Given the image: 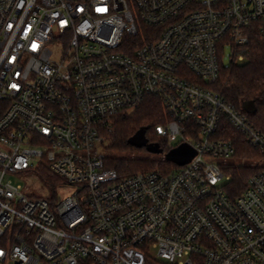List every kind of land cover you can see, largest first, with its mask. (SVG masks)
<instances>
[{
	"label": "built area",
	"instance_id": "1",
	"mask_svg": "<svg viewBox=\"0 0 264 264\" xmlns=\"http://www.w3.org/2000/svg\"><path fill=\"white\" fill-rule=\"evenodd\" d=\"M253 24L264 36V0H0V264H264V165L232 197L217 161L236 152L223 118L262 161L264 133L211 87ZM152 95L164 152L197 153L120 176L107 136ZM41 165L77 190L12 181Z\"/></svg>",
	"mask_w": 264,
	"mask_h": 264
},
{
	"label": "trees",
	"instance_id": "2",
	"mask_svg": "<svg viewBox=\"0 0 264 264\" xmlns=\"http://www.w3.org/2000/svg\"><path fill=\"white\" fill-rule=\"evenodd\" d=\"M248 35L250 41L245 59L228 65L223 64L220 78L211 87L240 109L245 102L254 101L256 111L254 113L246 111V114L264 133V36L257 24L249 27ZM7 104L6 101L0 100V114L6 109ZM167 118L161 100L153 95L148 96L133 112L117 116L114 131L107 136L104 145V150L108 152L106 154L104 152L107 167L116 169L120 176L138 171L165 170L169 169V166L177 167L178 164L166 159L157 160L129 154L145 148L135 147L128 142L129 138L141 128L146 129L149 141L165 142V138L157 134L156 126L164 123ZM217 136L232 139L235 144V156L225 167V171L231 175L226 183V190L234 197L244 190L247 179L257 170V167L249 165V160L254 156L260 157L261 154L229 123L227 118L221 121ZM37 172L55 194L57 184L63 179L45 165H41Z\"/></svg>",
	"mask_w": 264,
	"mask_h": 264
},
{
	"label": "rangeland",
	"instance_id": "3",
	"mask_svg": "<svg viewBox=\"0 0 264 264\" xmlns=\"http://www.w3.org/2000/svg\"><path fill=\"white\" fill-rule=\"evenodd\" d=\"M230 58H231V46L226 45L225 51L223 54V62L225 65H228L231 63ZM182 139H183V137L180 136L179 140H177L173 144L177 145ZM148 146L149 147L152 146L153 148H155V150H151V149L147 148ZM161 148L166 149V143L165 142L149 141V143L147 144V146L144 149H141L139 151H135V152H132L129 154L135 155V156L146 157V158H150V159L162 160V159H165L166 152H160L159 150ZM104 152H105V154L108 153L106 150H104ZM217 161L218 162H224V161L232 162V159L224 160L222 158H218ZM258 163H261V165H264V160L262 161L261 156L260 157L254 156L251 158V160H249V165H251V166L257 167L256 165ZM169 168H171V166H169ZM11 179L15 183H21L23 185L24 189H26L28 192H34V193L47 195V196H49V195L51 196V194H53L51 187L48 184H46L40 178L39 175H37L35 173L23 175L22 177L12 176ZM227 181H228L227 179H224L223 183H226ZM76 190H77V186L74 184H69V183H66L64 181L59 182L57 184L58 196L63 198V199L72 195Z\"/></svg>",
	"mask_w": 264,
	"mask_h": 264
},
{
	"label": "water",
	"instance_id": "4",
	"mask_svg": "<svg viewBox=\"0 0 264 264\" xmlns=\"http://www.w3.org/2000/svg\"><path fill=\"white\" fill-rule=\"evenodd\" d=\"M243 108L249 113H254L256 111V105L254 101L245 102L243 104ZM128 142L135 147H146L149 143V139L146 136V129H139L134 135L129 138ZM147 148L155 150V148H153L152 146H148ZM159 151L164 152V149L161 148ZM196 153L197 152L192 145H190L188 142H182L166 152L165 159L167 161L175 162L178 165H184L189 162L196 155Z\"/></svg>",
	"mask_w": 264,
	"mask_h": 264
}]
</instances>
